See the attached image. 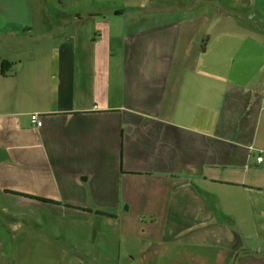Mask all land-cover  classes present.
<instances>
[{"label":"crops","instance_id":"obj_1","mask_svg":"<svg viewBox=\"0 0 264 264\" xmlns=\"http://www.w3.org/2000/svg\"><path fill=\"white\" fill-rule=\"evenodd\" d=\"M192 8L187 0H0L5 201L142 203L152 217L196 220L191 231L139 238L133 264H264V249L223 228L236 216L216 195L254 193L248 210L264 221L255 196L264 190L256 161L264 74L236 72L230 18L206 25Z\"/></svg>","mask_w":264,"mask_h":264},{"label":"rangeland","instance_id":"obj_2","mask_svg":"<svg viewBox=\"0 0 264 264\" xmlns=\"http://www.w3.org/2000/svg\"><path fill=\"white\" fill-rule=\"evenodd\" d=\"M187 7L203 12L206 25L215 19L230 18L237 29L232 38L236 72L264 74V64L259 66V45L264 43V0H187ZM201 17L197 16L198 21ZM216 193L223 209L237 217H225L223 228L248 247L264 249V221L253 207L248 210V202L253 206L254 193L251 198L223 189ZM3 194L0 190V264H133L135 260L131 261L129 254H135L139 238L148 239L150 233H164L168 238L198 226L195 219L180 211L167 221L152 217L142 203L129 208L127 203L107 207L92 204L82 210L84 207L58 202L32 208L11 204ZM214 195H207L213 204ZM255 196L264 203V190ZM232 198L233 203L229 202ZM10 249L15 251L8 254Z\"/></svg>","mask_w":264,"mask_h":264},{"label":"built area","instance_id":"obj_3","mask_svg":"<svg viewBox=\"0 0 264 264\" xmlns=\"http://www.w3.org/2000/svg\"><path fill=\"white\" fill-rule=\"evenodd\" d=\"M30 120L35 125L39 126L41 124V121L39 119V115L37 113L30 114ZM257 162H264V150L260 151L259 154L256 156Z\"/></svg>","mask_w":264,"mask_h":264},{"label":"trees","instance_id":"obj_4","mask_svg":"<svg viewBox=\"0 0 264 264\" xmlns=\"http://www.w3.org/2000/svg\"><path fill=\"white\" fill-rule=\"evenodd\" d=\"M17 194V193H16ZM35 199H37V200H39V201H42V202H45V203H58V202H56V201H54V200H50V199H46V198H36V197H34ZM80 209H82V210H86L85 208H80ZM89 211V210H88ZM97 213L98 214H103V215H105L106 213H104V212H99V211H97ZM107 215V214H106Z\"/></svg>","mask_w":264,"mask_h":264}]
</instances>
